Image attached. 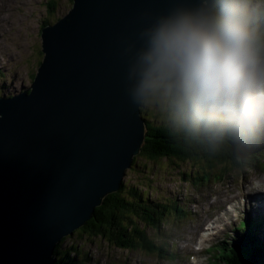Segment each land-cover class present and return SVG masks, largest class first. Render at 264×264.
I'll list each match as a JSON object with an SVG mask.
<instances>
[{
  "label": "water",
  "instance_id": "95a60500",
  "mask_svg": "<svg viewBox=\"0 0 264 264\" xmlns=\"http://www.w3.org/2000/svg\"><path fill=\"white\" fill-rule=\"evenodd\" d=\"M213 0H73L40 31L30 87L0 97V264H55V243L125 186L145 142L123 49L146 22Z\"/></svg>",
  "mask_w": 264,
  "mask_h": 264
},
{
  "label": "rangeland",
  "instance_id": "374dc122",
  "mask_svg": "<svg viewBox=\"0 0 264 264\" xmlns=\"http://www.w3.org/2000/svg\"><path fill=\"white\" fill-rule=\"evenodd\" d=\"M51 1L0 0V96L13 95L22 87H30L34 80L44 56L40 31L67 15L73 3V0ZM252 8L264 14V0H252ZM260 28L264 33V21ZM142 109L145 110L141 112ZM140 115L152 123L175 125L180 122L174 119L171 104L162 94L146 98L140 106ZM254 142L261 147V156L253 164L250 157L237 153L235 161L227 159L208 166L201 159L160 157L150 160L140 152L133 157V165L125 170V186L136 184L154 204L166 205L165 214L156 221L149 220L148 212H145V222L138 217L135 219L143 233L137 236L136 246L133 243L128 248H119L103 237L75 230L60 238L53 252L61 249L58 256H63L67 251L70 256H76L77 264H193L194 255L198 257V264H216L214 259L218 264L223 253L220 241L230 243L237 238L236 228L247 218V206L254 205L255 201L245 204L227 228L215 225L203 242V249L196 252L201 224L206 219L212 221L227 209V202L233 197L230 193L243 189L255 197L252 194L257 189H264V134ZM252 183L259 186L253 184V188L247 190ZM259 193L264 196V191ZM216 197L220 199L214 201ZM263 227L260 236L264 239ZM215 244L219 248L213 258Z\"/></svg>",
  "mask_w": 264,
  "mask_h": 264
},
{
  "label": "clouds",
  "instance_id": "9594fccd",
  "mask_svg": "<svg viewBox=\"0 0 264 264\" xmlns=\"http://www.w3.org/2000/svg\"><path fill=\"white\" fill-rule=\"evenodd\" d=\"M262 21L252 0H213L212 10H178L144 23L122 53L131 104L162 94L181 123L216 143L264 134Z\"/></svg>",
  "mask_w": 264,
  "mask_h": 264
},
{
  "label": "trees",
  "instance_id": "16d2710c",
  "mask_svg": "<svg viewBox=\"0 0 264 264\" xmlns=\"http://www.w3.org/2000/svg\"><path fill=\"white\" fill-rule=\"evenodd\" d=\"M143 110L145 109L141 112ZM145 121L147 129L140 155L150 160L160 157L191 159L192 161L201 159L206 161L208 166H213L214 163L228 161L227 159L235 161L237 159L235 153L242 157H250L252 164L257 163L261 156L259 151L261 147L258 143L255 144L254 140L241 141L235 138H225L222 142L216 143L211 141L202 130L192 129L181 122L166 125L162 124L163 122ZM259 167L260 161L257 170ZM153 202L155 201L151 200L148 194L142 193L136 184L123 185L118 191L107 195L103 203L95 208L92 218L75 232L103 237L119 248H128L133 243L136 246L137 236L143 233L137 227L135 219L138 217L145 222V212H148L149 220L156 221L165 214L168 208L162 203L154 204ZM249 224L246 230L245 227L243 228L245 226L243 222L237 226L238 236L233 242L220 241V244H223L220 247L223 253L219 256L218 264H264V239L260 236L264 222L254 219ZM218 248V244L213 246L215 251L213 258ZM60 250L56 252L57 255L55 253V264H77L76 256H70L67 251H64L63 256H58Z\"/></svg>",
  "mask_w": 264,
  "mask_h": 264
},
{
  "label": "bare ground",
  "instance_id": "6f19581e",
  "mask_svg": "<svg viewBox=\"0 0 264 264\" xmlns=\"http://www.w3.org/2000/svg\"><path fill=\"white\" fill-rule=\"evenodd\" d=\"M7 48H9V51H10V47H7ZM10 67H11V65H10ZM1 86H3V85H1ZM26 88H28V87H25V88L22 87V89H26ZM2 96H4V95H2ZM2 96H0V97H2ZM4 97H8V95H6ZM249 176L250 175H248L247 177H249ZM253 184L258 185L259 183L249 184L250 187H248L246 189L247 190L252 189ZM260 191H264V189H262V190L257 189L256 193L252 194L253 196L255 195V197H251V192L245 191L243 189H238L234 194L230 193L233 197H232L231 201L227 202V204H228L227 209L224 208L225 210L222 212V214L213 218L212 221H208V219H206L201 224L203 226H201L200 231H204V229H205V231H207V233L205 232L204 235L199 236V238H198L199 246H200V244H202L203 242L206 241L207 236L209 235L210 232H212L211 230L214 229L215 225L221 224L224 228H227L233 222V220H235V218L238 216V214L240 212V206L242 204V197H243V201H244V206H245V204H251L253 202V200L255 201L254 205L247 206V210H249V212H252V213L256 212L258 218L262 222H264V196L260 195V193H259ZM219 199L220 198L216 197L214 199V201H218ZM250 216H252V214ZM206 225H207V227H206ZM219 229H222V227L219 226ZM217 231H218V229H217ZM214 233H217V232H213V234ZM194 250L196 252H199L201 250V248L199 247L198 249H194ZM214 260H215V262H217L216 259H214ZM198 261L199 260H198L197 255H194V257L192 258L193 264H198Z\"/></svg>",
  "mask_w": 264,
  "mask_h": 264
},
{
  "label": "flooded vegetation",
  "instance_id": "af4514ba",
  "mask_svg": "<svg viewBox=\"0 0 264 264\" xmlns=\"http://www.w3.org/2000/svg\"><path fill=\"white\" fill-rule=\"evenodd\" d=\"M253 219H257V220H260L257 216V214L254 215Z\"/></svg>",
  "mask_w": 264,
  "mask_h": 264
}]
</instances>
